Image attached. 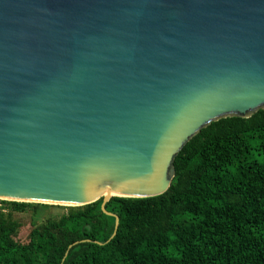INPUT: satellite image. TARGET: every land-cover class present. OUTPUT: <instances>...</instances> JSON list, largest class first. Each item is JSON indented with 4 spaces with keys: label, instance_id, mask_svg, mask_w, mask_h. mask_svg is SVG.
<instances>
[{
    "label": "water",
    "instance_id": "1",
    "mask_svg": "<svg viewBox=\"0 0 264 264\" xmlns=\"http://www.w3.org/2000/svg\"><path fill=\"white\" fill-rule=\"evenodd\" d=\"M258 111L264 0H0L2 200L113 216L165 194L202 129Z\"/></svg>",
    "mask_w": 264,
    "mask_h": 264
},
{
    "label": "trees",
    "instance_id": "2",
    "mask_svg": "<svg viewBox=\"0 0 264 264\" xmlns=\"http://www.w3.org/2000/svg\"><path fill=\"white\" fill-rule=\"evenodd\" d=\"M174 170L161 196L68 207L26 243L12 214L51 206L3 202L0 264H264V111L211 123Z\"/></svg>",
    "mask_w": 264,
    "mask_h": 264
},
{
    "label": "rangeland",
    "instance_id": "3",
    "mask_svg": "<svg viewBox=\"0 0 264 264\" xmlns=\"http://www.w3.org/2000/svg\"><path fill=\"white\" fill-rule=\"evenodd\" d=\"M66 206H51L49 208H36L35 210H28L26 213H13L12 218L20 228L15 237V241L19 243H26L30 232L34 227L42 225L49 219H58L61 214L66 212ZM4 206V210H5ZM7 209L5 210V212Z\"/></svg>",
    "mask_w": 264,
    "mask_h": 264
},
{
    "label": "built area",
    "instance_id": "4",
    "mask_svg": "<svg viewBox=\"0 0 264 264\" xmlns=\"http://www.w3.org/2000/svg\"><path fill=\"white\" fill-rule=\"evenodd\" d=\"M3 202H7V201L0 199V212H5Z\"/></svg>",
    "mask_w": 264,
    "mask_h": 264
}]
</instances>
